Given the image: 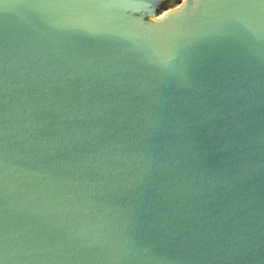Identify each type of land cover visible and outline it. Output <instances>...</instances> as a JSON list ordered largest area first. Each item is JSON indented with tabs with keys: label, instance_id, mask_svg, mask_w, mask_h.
<instances>
[{
	"label": "water",
	"instance_id": "1",
	"mask_svg": "<svg viewBox=\"0 0 264 264\" xmlns=\"http://www.w3.org/2000/svg\"><path fill=\"white\" fill-rule=\"evenodd\" d=\"M0 264H264V0H0Z\"/></svg>",
	"mask_w": 264,
	"mask_h": 264
},
{
	"label": "rangeland",
	"instance_id": "2",
	"mask_svg": "<svg viewBox=\"0 0 264 264\" xmlns=\"http://www.w3.org/2000/svg\"><path fill=\"white\" fill-rule=\"evenodd\" d=\"M168 13H165L162 17H160L159 19L157 20H161L162 18H164Z\"/></svg>",
	"mask_w": 264,
	"mask_h": 264
}]
</instances>
